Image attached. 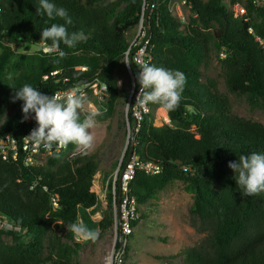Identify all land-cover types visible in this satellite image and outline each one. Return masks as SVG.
I'll return each mask as SVG.
<instances>
[{
	"label": "trees",
	"instance_id": "obj_1",
	"mask_svg": "<svg viewBox=\"0 0 264 264\" xmlns=\"http://www.w3.org/2000/svg\"><path fill=\"white\" fill-rule=\"evenodd\" d=\"M101 1L50 0L72 18L68 32L83 31L87 37L73 48L61 43L66 56L59 58L44 52L51 42L41 41V33L53 23L64 24L63 20L37 14L39 0H0V43L16 47L0 56V142L11 136L21 144L37 127L33 117L21 122L23 101L12 102L14 90L24 83L52 95L70 85L97 80L107 87L111 101L120 98L122 90L113 72L135 37L145 1L127 0L123 10V0L105 6ZM238 2L187 0L197 17L183 27L161 0L148 20L150 64L183 72L187 83L179 107L166 111L170 125L153 124L151 115L157 104L150 103L151 114L144 119L133 148L141 163L158 165L162 172L152 176L137 171L131 192L139 213L141 205L156 199L172 181L187 183L186 192L195 198L193 227L205 235L200 245L184 252L187 264H264V193L242 195L228 167L240 155L264 154V125L233 114L228 98L213 82H203L202 72L212 38L213 48L225 54L221 63L227 88L264 107V51L257 41V37L264 39V8L249 1L246 14L241 15L234 9ZM28 46L38 49L14 59L18 48ZM131 71L136 77L133 66ZM11 104L17 110L7 120ZM129 119L132 122L131 115ZM73 145L46 163L32 166L21 158L3 160L0 154V213L14 227L0 230V264H77L67 249L45 257L50 229L67 227L80 210L97 205L93 180L99 164L87 154L62 159ZM108 209L105 228L114 221ZM137 222L132 221L133 227ZM5 236H11L13 243H6Z\"/></svg>",
	"mask_w": 264,
	"mask_h": 264
},
{
	"label": "rangeland",
	"instance_id": "obj_2",
	"mask_svg": "<svg viewBox=\"0 0 264 264\" xmlns=\"http://www.w3.org/2000/svg\"><path fill=\"white\" fill-rule=\"evenodd\" d=\"M117 0H102L100 5L105 6ZM207 1V0H202ZM229 0H226L228 2ZM167 3L169 13L179 20L183 27L189 25L196 14L191 6L184 0H163ZM248 0H239L234 7L241 15L247 12ZM127 5L123 0L120 10ZM245 11V13H244ZM184 19V20H183ZM208 31L207 34H210ZM135 36V35H134ZM210 51L202 66L203 82L211 81L215 84L220 94L228 98L232 113L246 120L259 122L264 125V107L255 99L246 95L231 92L226 86V72L221 63L225 58L224 53H218L213 48V39L210 38ZM16 47L9 43H0V56L8 49ZM38 48H18L14 59L24 53H34ZM11 61L10 65H12ZM85 69V68H80ZM119 88L122 90L120 98L111 101L110 96H97L93 90L82 85L88 103L79 110L83 117L89 115L93 108H98L103 115L97 116L95 126L89 131L94 136V146L87 151V155L93 156L99 164L101 179L107 180L115 173L121 163L129 144L126 119V104L132 91L131 72L124 59L114 70ZM10 75V71L8 73ZM84 86V87H83ZM17 110V105L11 104L6 119ZM151 121L156 127L170 125L166 110L160 106L153 107ZM78 154H85L73 145L62 159L71 158ZM46 163V159L43 160ZM187 183L183 180H174L158 193L156 199H152L140 206V211L133 227V234L128 238L125 247V255L122 264H187L183 257L184 252L201 244L205 235L199 233L193 227L191 209L194 204V196L186 192ZM96 212H102L98 207ZM105 209L102 218L96 213L94 218L86 211L80 210L77 219L90 228L99 229L100 235L95 242L77 241L70 230L65 226H53L45 239V257L59 253V250L67 249L73 256V262L77 264H110V259L115 246V224L105 228ZM76 219V220H77ZM56 225V224H54ZM8 244L13 243L11 236H5Z\"/></svg>",
	"mask_w": 264,
	"mask_h": 264
},
{
	"label": "clouds",
	"instance_id": "obj_3",
	"mask_svg": "<svg viewBox=\"0 0 264 264\" xmlns=\"http://www.w3.org/2000/svg\"><path fill=\"white\" fill-rule=\"evenodd\" d=\"M37 14H46L50 19L59 18L64 21V24L53 23L43 28L41 41L51 42L44 48L46 53H56L59 58H64L66 53L60 50L61 43L73 48L87 39L83 31L68 32L67 25L72 24V18L65 8L57 7L50 0H39ZM56 63H59V59ZM139 68L135 79L141 87L135 105L143 107L151 103L166 111H175L187 83L185 74L150 63H144ZM17 100L23 101L21 122L30 117L36 121L37 127L23 138L34 147L55 148L58 152L74 144L85 154L93 148L94 136L89 130L95 126V118L103 115V112L93 108L89 115L81 119L79 110L88 103L85 93L72 89L64 97L59 94L46 95L31 84L24 83L18 90H14L12 102ZM228 167L235 173L242 195L247 197L264 193V154L252 152L240 155L235 162H229ZM7 186L4 185L5 188ZM67 230L71 231L77 241L95 242L100 235L99 229L90 228L82 219L69 223Z\"/></svg>",
	"mask_w": 264,
	"mask_h": 264
},
{
	"label": "built area",
	"instance_id": "obj_4",
	"mask_svg": "<svg viewBox=\"0 0 264 264\" xmlns=\"http://www.w3.org/2000/svg\"><path fill=\"white\" fill-rule=\"evenodd\" d=\"M144 7L140 16V22L136 29V34L131 41L129 50L125 53V63L131 72L132 78V91L129 95L126 104V119H127V129H128V146L134 145L137 134L142 128V123L144 119L151 114L150 103L146 106H139L136 104V97L140 91V85L136 82L134 75L132 74L131 67L134 65L137 68V74L140 71V66L144 63H150L151 58L148 54L150 47V34L148 20L150 15L153 13V9L161 0H144ZM150 8L146 12V6ZM187 0H184L186 3ZM257 8H264V0H248ZM245 13V11H244ZM184 20V19H183ZM253 34V29L249 31ZM257 41L260 43L264 51V39L257 37ZM44 50V49H43ZM133 50V52H132ZM45 52V51H44ZM85 70V69H84ZM84 87V86H83ZM89 87L95 92L97 96L103 97L107 96V87L93 80L91 83L85 86ZM72 89L78 90V92H84L82 87L73 86L72 88H64L59 90L56 94L64 97L67 92ZM131 115L132 122L129 119ZM134 130V132H133ZM31 132V131H30ZM30 132L27 134L29 135ZM26 135V136H27ZM16 141L15 139L7 136L0 142V154L3 160H8L11 158L14 161L22 159L26 166H32L37 164H42L44 159H48L54 155L62 154L66 149H60L58 152L55 148L44 149L43 147H34L31 143L22 140V143ZM137 171H144L148 175H158L162 172V169L158 165L153 164H143L140 158L134 153L130 162L120 164L118 169L113 175H111L106 181L101 179L100 171L94 177L93 186L95 188V194L97 196V205L93 208L86 210L92 218L94 214H98L102 218V213L105 209L111 207L113 212L114 224H115V246L110 259V264H122L125 255V247L128 242V238L133 234L132 221L136 220L138 217V203L135 196L132 195L131 185L135 181ZM56 200L54 199V203ZM100 208L102 212H96L95 209ZM94 213V214H93ZM13 225L9 220L0 213V230H13ZM120 243V248L117 249V243Z\"/></svg>",
	"mask_w": 264,
	"mask_h": 264
},
{
	"label": "water",
	"instance_id": "obj_5",
	"mask_svg": "<svg viewBox=\"0 0 264 264\" xmlns=\"http://www.w3.org/2000/svg\"><path fill=\"white\" fill-rule=\"evenodd\" d=\"M28 47H30V46H28ZM133 67H134V69L136 70V72H137V68L134 66V65H132ZM92 81H83V82H80V83H78V84H76L75 86H82V85H87V84H89V83H91ZM73 86L72 85H70V86H68V87H66V88H72ZM133 132H134V130H133ZM134 146L132 145V147H131V149H130V154H129V157H128V160H127V162H130L131 161V159H132V157H133V155H134V148H133ZM127 148H128V146H127ZM127 148H126V150H127ZM125 153H126V151H125ZM125 155V154H124Z\"/></svg>",
	"mask_w": 264,
	"mask_h": 264
}]
</instances>
